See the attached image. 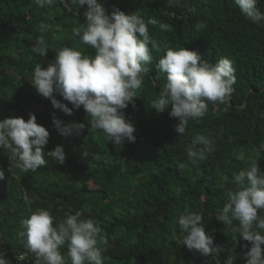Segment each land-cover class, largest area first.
<instances>
[{
	"label": "trees",
	"instance_id": "16d2710c",
	"mask_svg": "<svg viewBox=\"0 0 264 264\" xmlns=\"http://www.w3.org/2000/svg\"><path fill=\"white\" fill-rule=\"evenodd\" d=\"M111 17L113 8L141 15L145 22L157 18L169 25L164 31L148 25L151 38L161 45L195 51L202 60L215 64L227 58L235 68L234 92L224 103H209L205 118L189 121L184 135L175 132L178 123L152 109V101L165 83L156 64L164 50L151 49L152 64L137 91L135 107L122 110L134 125L136 140L113 145L99 130L88 129L81 107L66 115L31 84L37 63L47 67L57 50L71 47L92 56L94 49L79 43L72 29L85 23L87 5L76 8L70 0H57L50 8H38L33 0H0V120L30 114L49 131L46 166L35 172L10 167L9 153L0 149V252L8 264H37L34 256L23 257L21 222L44 208L54 216V225L76 211L91 219L107 239L104 264H246L238 222L231 226L218 221L227 194L235 190L232 177L257 162L264 173V25L248 21L234 0H180L169 7L167 0H97ZM257 7L264 12V0ZM205 26L199 30L196 24ZM51 25L46 32L40 24ZM43 35L48 48L40 57L32 51L35 38ZM56 98L67 104L59 94ZM85 123L79 135L64 137L53 124ZM214 140L208 158L192 164L186 149L194 135ZM62 145L63 164L47 152ZM245 154L244 159L238 158ZM184 164V168L179 165ZM185 212L202 215L201 225L213 246L224 248L218 256L201 255L181 245L178 218ZM250 247V244L248 245ZM264 248V245H262ZM67 255V245L61 248Z\"/></svg>",
	"mask_w": 264,
	"mask_h": 264
},
{
	"label": "clouds",
	"instance_id": "9594fccd",
	"mask_svg": "<svg viewBox=\"0 0 264 264\" xmlns=\"http://www.w3.org/2000/svg\"><path fill=\"white\" fill-rule=\"evenodd\" d=\"M41 9L50 8L57 0H33ZM76 8L87 5L85 23L72 29L79 37V43L94 49L89 56L71 47L57 50L54 61L42 67L37 63L31 75V84L39 95L48 98L54 108L66 115L73 109L83 107L87 115L88 129L99 130L113 145L122 146L125 141L134 143L136 129L128 122L122 110L129 104L135 107L137 91L141 89L148 66L152 64L150 47L156 52L163 48L155 65L164 74L165 83L152 101V109L163 113L171 106L169 116L178 120L175 132L184 135L189 121L205 118L209 103H224L234 92L235 68L227 58H220L214 65L201 59L192 50L184 47L173 49L151 38L148 25L168 31L169 25L157 18L145 22L141 15L126 14L114 7L111 17L97 0H70ZM180 0H167L169 7L179 5ZM241 14L251 23L264 25V12L257 7L258 0H234ZM205 24L198 22L196 29ZM51 25L40 24V31L46 32ZM32 51L40 57L48 52L45 37L35 38ZM56 94L65 101L61 103ZM53 124L61 136L69 137L83 132L85 123H63L53 117ZM49 131L36 122L30 114L25 121L21 117L0 120V149L9 153L10 167L22 172H35L46 166L44 148L48 143ZM264 147V145H261ZM214 151V140L205 134H196L191 146L186 149L187 161L196 164L205 160ZM48 156L63 164L66 158L62 145H57ZM245 154L238 156L243 160ZM182 169L184 164H180ZM5 170L0 167V180ZM235 190L227 194L222 210L216 215L218 221L231 226L238 222L239 237L248 242L243 245L246 264H264V173L253 162L232 177ZM82 213L68 214L63 222L54 225V216L44 208L37 209L21 222L25 255L34 254L37 264H104L103 253L107 239L102 228L91 219H81ZM202 215L185 212L178 218L181 245L196 250L207 257L218 256L224 251L213 246V239L206 235L201 225ZM250 244V247L248 246ZM67 245V255L61 248ZM0 252V264H8Z\"/></svg>",
	"mask_w": 264,
	"mask_h": 264
},
{
	"label": "built area",
	"instance_id": "2783aa9c",
	"mask_svg": "<svg viewBox=\"0 0 264 264\" xmlns=\"http://www.w3.org/2000/svg\"><path fill=\"white\" fill-rule=\"evenodd\" d=\"M35 255L34 254H29L28 258L31 259L33 258ZM23 257H26V255L24 254Z\"/></svg>",
	"mask_w": 264,
	"mask_h": 264
}]
</instances>
